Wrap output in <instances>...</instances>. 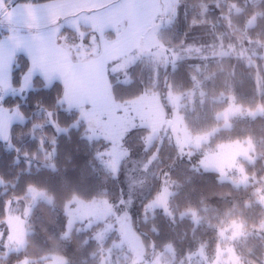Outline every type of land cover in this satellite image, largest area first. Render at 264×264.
Here are the masks:
<instances>
[{
    "label": "rangeland",
    "instance_id": "374dc122",
    "mask_svg": "<svg viewBox=\"0 0 264 264\" xmlns=\"http://www.w3.org/2000/svg\"><path fill=\"white\" fill-rule=\"evenodd\" d=\"M62 1L69 2L72 8L73 6L83 8L79 14L75 15L77 18L71 20L81 17L84 22L95 24L94 28L85 29L84 27L76 34L62 32L64 30L59 28L58 35L43 30L38 38L41 40L44 52H35L31 51L28 45L23 47L22 34L17 35L20 31L8 29L6 24L8 17L4 16L5 9L1 7L6 3L0 0V94L2 93L0 95V140L10 142L12 126L27 120L19 107L4 106L3 101L7 96L25 97L35 87L33 80L36 75L42 76L46 86L67 80L69 86L65 87L64 96L77 101L79 106L78 108L70 106L71 103H66L65 98L63 100L66 108L79 111V119L73 126L78 127L83 121L86 124L87 138L92 141L105 139L110 144L108 149L99 152L97 156L110 175L120 178L123 191L114 202L106 199L86 201L77 196L72 198L66 206L68 228L64 236L68 237L75 230L91 231L92 237L101 244V258L98 264H264V247L261 258L258 256L257 259L251 260L245 259L237 248V245L249 235L255 234L264 239V218L259 226L251 231L242 220L228 219L217 225L218 244L213 252L208 251L207 244H203L198 250L182 258L178 257L171 243L161 249L154 244L144 243L132 222V212L137 209H142L145 215L158 209L172 218L176 215L171 209V199L176 193V183L171 179L167 169L159 168L158 150L166 141L174 143L180 158L190 161L195 168L215 171L222 180L232 182L236 187H251L256 201L264 209V178L249 171V166L256 164L260 159L264 164V140L257 141L248 137L212 145L213 137L221 129L230 128L233 119L264 118V102L248 106L237 102L234 94L222 92L220 95L211 97L214 102H227L215 114L218 124L209 130L196 132L188 126L184 112L189 105L195 103L194 90L191 93L175 92L169 88L163 94L158 91L146 92L137 98L120 102L113 95L111 78L113 74L123 73L124 76L119 78V82L132 83L134 77L129 69L142 61L154 69L156 78L160 75L161 69H175L180 61L186 59L208 61L236 57L243 60L249 67L255 66L258 65L256 58L264 57V44L258 45L263 50L261 53L247 35H241L238 41H232L231 34L225 31L224 34L229 39L226 42L224 35L216 27L214 32L216 39H219L218 43L211 38L208 44L186 43L184 47L175 51L162 46L161 30L163 26L171 23V15L175 13L179 0ZM49 3L44 6L49 9H58L61 13V8L51 6ZM56 3L58 6H63L59 4L60 2ZM23 4L26 3L17 4L18 7L14 11L11 10L12 13L19 11V7ZM231 5L227 15L226 29L234 33L237 28L232 23L231 14L241 12L244 7ZM5 8L6 10L9 8L7 4ZM127 9L131 10L129 14L125 13ZM45 14L46 17H40V21L50 19L47 12ZM109 15L112 17L109 18ZM120 15L126 22L130 21L128 27L117 25V16ZM106 17L113 22L111 31H115L114 34L109 30H102L108 26ZM255 22L256 15L249 21L248 26L254 25ZM22 27L20 30L24 28L28 30L27 26ZM30 27L31 25L28 28ZM142 29H144L143 32L140 31ZM125 30L127 33L124 32ZM5 31L9 33L6 34ZM65 42L71 43L70 53L75 61L92 58L90 53L95 52L98 47L104 48L105 42L106 47L110 49L115 45L120 51V55L118 54L120 57L111 70L110 66L108 67L110 64L106 63L110 56L106 58L105 63L102 62L103 64L100 60L95 65L85 62L79 65L83 74L80 76L78 66H75L74 71L70 65L67 67V65L59 64V60L67 53L64 49ZM23 49L31 56V69L24 75L20 85L16 86L13 71L17 57ZM81 54H83L82 57H80ZM109 70L111 74L108 73ZM75 86L81 87L75 90ZM95 92L101 95V98H105V102L98 106H95L94 102L86 104V100L93 97ZM207 94L208 92H203V100ZM55 120L54 113L49 112L46 123L54 124L60 133L69 130V128L58 126ZM138 127L149 130L144 140V150L154 148L146 157L133 152L125 145L127 135ZM53 155L54 148L47 155V163L45 162L50 167H53ZM156 179L159 180L158 193L154 198L148 199ZM39 202L52 203L53 197L36 187H31L24 198H16L9 202L8 217L0 222V250L4 248L7 251H20L25 248L27 234L30 231L28 221ZM179 216L181 218L189 216L196 224L203 220L195 209H186L180 212ZM43 259H46L44 264L68 263L67 258L61 254H49ZM29 261L25 260L23 264H29Z\"/></svg>",
    "mask_w": 264,
    "mask_h": 264
},
{
    "label": "trees",
    "instance_id": "16d2710c",
    "mask_svg": "<svg viewBox=\"0 0 264 264\" xmlns=\"http://www.w3.org/2000/svg\"><path fill=\"white\" fill-rule=\"evenodd\" d=\"M4 1L12 5L44 4L54 0ZM231 4L244 7L241 12L231 14L237 28L234 33L226 29ZM255 15L256 22L249 27L248 23ZM170 19L171 23L161 30L162 46L166 48L176 51L186 43L208 44L211 38L218 43L214 32L217 27L226 42L229 39L225 31L231 34L232 41L247 35L257 50L263 52L258 45L264 44V0H179ZM64 44L71 50L70 42ZM98 51L96 49L90 56ZM256 60L258 65L249 67L236 57L208 61L186 59L175 69H161L157 78L154 69L142 61L130 67L134 77L130 84L119 82L123 73L111 75L112 92L115 99L122 102L146 92L163 94L169 88L175 92L191 93L194 90L195 103L184 110L185 120L196 132H202L218 124L215 114L227 104L226 101H212L213 96L222 92L234 94L237 102L248 106L264 102V57ZM30 65L26 55L17 57L13 71L16 86L29 72ZM33 82L35 87L25 97L9 95L3 101L7 108L19 107L27 120L12 126L10 142L0 140V222L8 217L9 202L24 198L31 187L46 191L53 197V202L36 204L28 221L30 231L25 248L20 251L1 249L0 264H23L25 260H30L29 264H44L46 259L43 258L49 254L65 256L67 264H98L101 244L92 237L91 231L75 230L68 237L64 236L68 228L66 206L75 196L86 201L106 199L111 202L120 197L123 191L120 178L110 175L97 156L110 144L105 139L92 141L87 138L83 121L78 127L73 126L80 115L77 109L65 107L63 82L46 86L39 75ZM204 91L208 92L205 100ZM49 112L54 113L58 126L69 130L60 133L54 124L46 123ZM148 132L146 128H134L125 138V145L146 157L154 149L144 150ZM248 137L264 140L263 117L233 119L230 128L221 129L213 137L212 145ZM52 148L53 167H50L45 162ZM158 154L159 168L167 169L176 183V193L171 199V209L176 215L172 218L160 209L146 215L142 209L133 211V226L144 243L154 244L159 249L171 243L182 258L203 244L213 252L218 244L217 225L228 219L242 220L249 231L262 222L264 209L256 201L251 187H236L232 182L222 180L215 171L195 168L190 161L180 158L178 148L170 141L159 148ZM249 171L264 178L263 160L250 165ZM158 190L159 180L156 179L148 199L154 198ZM186 209L197 210L203 220L196 224L189 216L181 218L180 212ZM263 247L264 239L255 234L237 245L247 260L261 258Z\"/></svg>",
    "mask_w": 264,
    "mask_h": 264
},
{
    "label": "crops",
    "instance_id": "0c3cea01",
    "mask_svg": "<svg viewBox=\"0 0 264 264\" xmlns=\"http://www.w3.org/2000/svg\"><path fill=\"white\" fill-rule=\"evenodd\" d=\"M56 2H60L59 4H61L63 6H58ZM50 3L49 4L51 6L54 5V6H57L58 8H61V13H59L58 9H49V7H45L44 5H46V3H44L43 5L42 4H30V5L29 4H23L22 7H19L20 8L19 11H15L13 13H12V11H14L18 7L17 4H19V3H17L16 5L14 4V5L8 6L9 8L7 10L5 8L6 4L1 5V7L5 9V10H3L4 11L3 13L5 15L4 14L3 15L4 16L7 15V17H8V21L6 23L8 25V29H10L11 31H20V33L17 32V35L22 34V38L24 40L23 47L25 45H28L30 47L31 51L44 52L43 46H41V40L38 38L40 36V33L43 30H46L47 33H54L55 35H58L59 34V28H62L61 30H64L62 32L67 31V32L72 33V34L78 33L84 27H85V29L94 28L95 24H93L92 22L91 23L84 22L81 17H78L77 20H71L72 18L76 19L77 17H75V15L79 14L80 11L83 10V8H78L76 6H73V8H72L69 2H67V1L65 2L62 0H56V1H53ZM46 12L50 16V19L48 21L47 20L40 21L39 20L40 17H43V16L46 17V14H45ZM129 12H131L130 9H127L125 11L126 14H129ZM111 17H112V15H109V18H111ZM106 20H107V17H106ZM125 22H126V20H124L123 16H121V15L117 16V23H118L117 25H119L121 27H128L130 24V21L126 22V24H123ZM107 24H108V26L106 27L107 30L102 29L103 31H108V30L111 31V28H113V22H110L109 20H107ZM23 25L27 26L26 28L28 30H25V28H24V30H20L21 28H23L22 27ZM30 25H31V27L28 28ZM47 29H51V30H47ZM10 30H8V31H10ZM8 31H5V32L9 33ZM140 31L143 32L144 29H142ZM124 32L127 33L126 30ZM47 33H45V34H47ZM19 37H21V36H19ZM103 45H104V48L98 47L100 52L99 51H98L99 53L96 52L92 58H89L88 60H85V61H75L72 54L70 53L68 45L64 44V49L67 50V53H65L64 57L61 58V60H59V64H64V66L67 65V67L70 65V67L72 69H74L75 66H78L80 68L78 70L80 71V76H81L83 74L81 71L82 69L79 65H82L85 62L91 63L92 65H95V64H98V62H97L98 60H100L101 63L102 62L105 63L104 61L106 60V58L110 56V59L106 63L110 64V65H108V64L107 65H108V67L110 66L109 68L111 70L114 67V65L116 64L115 61L120 57V56H118L120 51L118 50V48L115 45L111 46V49L109 47H106V42ZM101 49H102V51H101ZM20 53L26 55L27 57H29V59L31 57L30 54H28V52H26V50H24V49L21 50ZM62 54H64V53H62ZM82 56H83V54L80 55V57H82ZM69 62L71 64H68ZM57 64H58V61H57ZM30 69H31V65H30ZM110 70L108 72L109 74H111ZM74 71H75V69H74ZM39 76H41V75H39ZM66 81L67 80H64L63 83H64L65 87L68 88L69 85ZM78 87H81V86H75L74 89L76 90ZM81 90H83V88H81ZM92 96L93 97L86 100V104L94 102L95 106H98V105L103 104L106 100L105 98H101V95H97L96 92ZM64 98H65L66 103H71L70 106H73L76 108L79 107L77 105L78 104L77 101L70 100L69 98H67L65 96H64Z\"/></svg>",
    "mask_w": 264,
    "mask_h": 264
}]
</instances>
